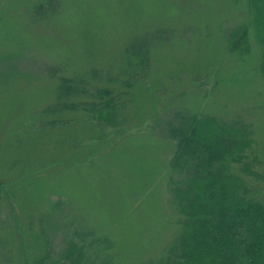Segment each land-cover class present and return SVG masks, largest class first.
<instances>
[{
	"label": "rangeland",
	"instance_id": "1",
	"mask_svg": "<svg viewBox=\"0 0 264 264\" xmlns=\"http://www.w3.org/2000/svg\"><path fill=\"white\" fill-rule=\"evenodd\" d=\"M54 2L0 0V264H39L43 234L56 251L51 263L60 264L69 231L43 233L42 221L61 226L66 217L85 221L72 236L83 258L97 260L108 246L113 264L158 259L183 219L172 193L175 142L165 137L179 116L248 133L242 139L250 147L232 161L231 175L264 203L262 47L252 27L247 54L227 41L251 22L247 0ZM158 31L149 73L132 80L130 112L115 120L127 113L128 123L117 133L110 122L116 112L105 104L123 88L107 78H120L119 59L133 37ZM62 77L82 80L88 94L54 109ZM58 200L71 212L51 215ZM91 232L109 243L91 244Z\"/></svg>",
	"mask_w": 264,
	"mask_h": 264
},
{
	"label": "trees",
	"instance_id": "2",
	"mask_svg": "<svg viewBox=\"0 0 264 264\" xmlns=\"http://www.w3.org/2000/svg\"><path fill=\"white\" fill-rule=\"evenodd\" d=\"M54 1L49 0L47 7L53 8ZM247 1L251 22L249 25L241 24L228 33V46L235 53L247 54L250 50L248 30L252 27L262 47L260 67L264 70V0ZM162 37L161 31L133 37L119 59L120 78H107L109 83L118 84L121 81L123 88L117 97H109L110 101L105 104V108H113L116 112L110 122L113 128L119 127L117 133L124 128L122 122L124 125L128 123L127 118L134 98L132 80L149 73L153 44ZM93 76L101 78L97 70L93 72ZM79 83H83L82 80L78 82L65 77L60 79V103L54 109L64 107V101L77 95L88 94L87 88H82L83 85ZM112 93L113 90L98 91L102 96H111ZM124 109L129 110L128 114H123L122 119L116 123L118 112ZM179 118L181 122L177 125L167 123L165 137L175 142V151L170 162L171 175L172 172L175 175V178L171 177L174 188L172 193L176 194V205L183 219L180 222L179 235L164 253L158 259L145 264H264V203L251 198L242 183L231 175L232 161L241 160L246 148L250 147L251 141L242 139L248 133L242 131L236 135L233 127L223 123L220 129L216 127L217 130H212L210 124L217 125V122L208 117L192 115ZM150 122L156 125L152 129L159 126V121L156 122L154 116L150 118ZM70 208L71 205L66 200H58L51 215L58 211L59 214L62 211L71 212ZM72 219L73 217H66L64 225L61 226L50 224V219L42 221L43 233L47 229L53 233V229L57 227L58 233L65 229L69 231L64 243L67 245L66 255L62 257L60 264H113V259L108 255L113 249L108 246H104L96 254L97 260L83 258V246L77 245L72 238L73 235L79 236L82 231H77V221L75 222V217ZM77 223L85 225V221ZM93 233H88L87 236L93 238ZM43 237V243L47 247L39 264H54L51 260L56 251L52 249L50 234L47 237L43 234ZM107 240L109 239L94 237L91 244H101L103 241L104 244L109 243ZM107 251L110 253L105 256ZM104 256L107 258L103 259Z\"/></svg>",
	"mask_w": 264,
	"mask_h": 264
}]
</instances>
